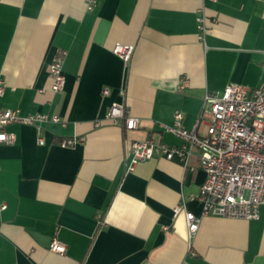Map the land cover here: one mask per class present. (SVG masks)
Listing matches in <instances>:
<instances>
[{"label":"crops","instance_id":"obj_1","mask_svg":"<svg viewBox=\"0 0 264 264\" xmlns=\"http://www.w3.org/2000/svg\"><path fill=\"white\" fill-rule=\"evenodd\" d=\"M90 1L0 0V110L62 119L40 133L5 127L14 141L0 142V264H264V205L259 218L205 215L192 235L185 211L175 214L185 199L202 215L191 199L206 179L197 151L186 166L155 156L128 170L134 141L181 143L162 127L177 110L192 129L207 92L264 84V0ZM116 45L134 47L128 65ZM57 57L62 92L49 76ZM113 103L140 127L108 120ZM71 137L80 141L61 144ZM54 237L65 253L50 250Z\"/></svg>","mask_w":264,"mask_h":264},{"label":"built area","instance_id":"obj_2","mask_svg":"<svg viewBox=\"0 0 264 264\" xmlns=\"http://www.w3.org/2000/svg\"><path fill=\"white\" fill-rule=\"evenodd\" d=\"M217 1V0H211ZM93 8L90 1L89 9ZM199 40L205 41L210 28L204 17L198 18ZM114 54L126 65L132 59L134 47L116 45ZM52 90L62 92L65 87L63 58L57 57L49 66ZM6 81L0 76V96L5 93ZM110 94L105 88L103 95ZM106 118L113 123H122L128 130L141 125L139 117L131 115L126 106L113 103ZM184 113L175 112L171 125L162 124L165 131L180 138V144H168L155 138L134 141L131 146L132 156L128 170L155 156L168 159L178 158L185 166L195 151L200 156V167L206 174L201 185L198 199L202 203V215L186 209L184 199L174 208L175 214L185 211L189 235L196 233L205 215L228 218H259V206L264 205V84L256 89L231 83L222 92H207L204 98L203 112L192 129L183 126ZM48 121L62 122L59 115L45 113L21 115L20 110H0V142L11 144L14 135L5 130L11 123L33 125L40 133L42 124ZM201 123H206V131L199 130ZM101 121H97L99 126ZM80 141L77 137L65 138L63 146H75ZM39 142L45 143L42 136ZM50 250L65 253L67 245L54 237Z\"/></svg>","mask_w":264,"mask_h":264}]
</instances>
